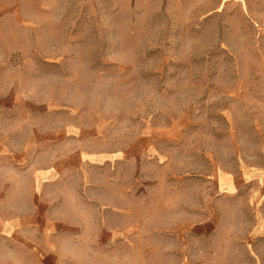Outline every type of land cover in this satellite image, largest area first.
<instances>
[{
  "label": "rangeland",
  "instance_id": "1",
  "mask_svg": "<svg viewBox=\"0 0 264 264\" xmlns=\"http://www.w3.org/2000/svg\"><path fill=\"white\" fill-rule=\"evenodd\" d=\"M0 110L52 264H264V0H0Z\"/></svg>",
  "mask_w": 264,
  "mask_h": 264
},
{
  "label": "crops",
  "instance_id": "2",
  "mask_svg": "<svg viewBox=\"0 0 264 264\" xmlns=\"http://www.w3.org/2000/svg\"><path fill=\"white\" fill-rule=\"evenodd\" d=\"M19 152L4 140L0 120V264H52L56 255L59 262L51 234L54 229L60 238L68 217L64 206L52 212L49 202L51 183L64 177H49L47 167L25 161Z\"/></svg>",
  "mask_w": 264,
  "mask_h": 264
}]
</instances>
